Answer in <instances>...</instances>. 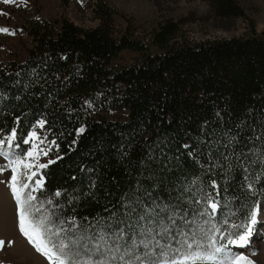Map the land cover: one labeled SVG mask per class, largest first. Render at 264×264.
<instances>
[{
    "label": "trees",
    "instance_id": "16d2710c",
    "mask_svg": "<svg viewBox=\"0 0 264 264\" xmlns=\"http://www.w3.org/2000/svg\"><path fill=\"white\" fill-rule=\"evenodd\" d=\"M90 1L100 19L97 27H81L69 18L32 20L25 27L31 38L27 57L0 63V128L8 132L19 117L18 135L23 137L37 120L48 121V139L59 145L49 157L63 159L43 170L44 195L67 189L82 197L71 205L58 199L65 205L63 218L107 215L104 208H118L138 181L145 186L156 181L160 187L153 195L173 199V185L199 171L196 152L190 158L182 144L199 151L204 145L197 142L210 134L222 140L229 132L241 145L264 137V32L253 22L245 35L196 41L186 36L184 19L168 16L145 34L128 26L118 35L114 16L128 17L106 0ZM206 1L220 19L246 16L240 0ZM126 49L139 57L115 67ZM33 69L41 74L39 80L30 79ZM80 127L85 132L77 136ZM157 143H167L169 168L163 166L165 158L152 159L160 155L151 147ZM199 159L207 162L202 154ZM88 170L97 182L94 190L85 187ZM233 175L227 182L235 187L240 175ZM215 178L221 179L218 173ZM85 191L93 196L83 197ZM261 193L260 203L264 188ZM240 198L249 206L255 201L247 193Z\"/></svg>",
    "mask_w": 264,
    "mask_h": 264
},
{
    "label": "snow or ice",
    "instance_id": "6c2138e0",
    "mask_svg": "<svg viewBox=\"0 0 264 264\" xmlns=\"http://www.w3.org/2000/svg\"><path fill=\"white\" fill-rule=\"evenodd\" d=\"M0 32L16 34L15 29L8 28H0ZM40 78L41 74L33 69L30 79ZM2 99L4 94L0 93ZM85 104L93 107L91 101ZM47 123L37 120L23 137L18 135L19 117L8 132L0 128V157L4 159L0 173L10 172L6 183L16 201L20 233L49 264H255L249 256L233 252L231 246L249 247L254 231H258L256 226L264 227L259 199L264 188V137L257 136L256 142L248 140L241 145L240 138L229 132L223 134L222 140H214L210 134L197 142L204 145L199 151L182 144L190 158L196 152L194 162L199 171L173 185V199L158 192L153 195L160 185L150 176V186L138 181L130 194L120 198L118 208H104L107 215L63 218L65 205L58 199L64 197L71 205L82 197L78 191L67 189L44 195L43 170L63 159L57 155L47 163L40 162L59 148L55 140L48 139L51 129H46ZM84 132L85 128L80 127L76 135ZM151 147L160 153L152 159L165 158L163 166L169 168L171 157L164 151L167 143ZM201 154L207 162H201ZM234 173L240 175L235 187L227 182L230 175L235 179ZM85 187H97L92 170H88ZM242 193L255 197V201L250 206L245 204L240 198ZM92 196V191L83 193V197ZM238 214L239 221L235 219ZM5 243L0 240V249Z\"/></svg>",
    "mask_w": 264,
    "mask_h": 264
},
{
    "label": "rangeland",
    "instance_id": "374dc122",
    "mask_svg": "<svg viewBox=\"0 0 264 264\" xmlns=\"http://www.w3.org/2000/svg\"><path fill=\"white\" fill-rule=\"evenodd\" d=\"M125 14L115 15L113 24L116 34L120 35L125 28L136 30L138 34L147 33L152 25L163 17H173L184 23L186 36L193 40L239 37L250 32L251 22L258 32H264V0H240L246 16L235 19H220L206 0H106ZM160 2V4H159ZM90 0H15L4 3L0 0V28L15 29L16 34L0 32V63L24 61L31 38L26 32V24L42 18L54 22L57 19H71L77 25L95 28L100 19L95 15ZM39 18V19H37ZM138 54L126 49L114 61L115 67H126L132 64ZM115 117H124L121 112H114ZM50 157H42L46 163ZM4 159L0 157V164ZM10 172L0 173V240L5 246L0 249V261L3 264H49L47 259L28 242L18 228L16 201L6 183ZM2 184V185H1ZM2 193V194H1ZM261 205V216L264 217V201ZM251 244L246 248H231L233 252L249 256L255 264H264V227L256 226ZM255 253V254H253Z\"/></svg>",
    "mask_w": 264,
    "mask_h": 264
},
{
    "label": "bare ground",
    "instance_id": "6f19581e",
    "mask_svg": "<svg viewBox=\"0 0 264 264\" xmlns=\"http://www.w3.org/2000/svg\"><path fill=\"white\" fill-rule=\"evenodd\" d=\"M2 185V184H1ZM1 187V186H0ZM0 192H2V191H0ZM2 194V193H1Z\"/></svg>",
    "mask_w": 264,
    "mask_h": 264
}]
</instances>
